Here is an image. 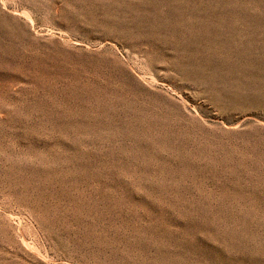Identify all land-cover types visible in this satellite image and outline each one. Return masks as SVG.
Masks as SVG:
<instances>
[{
  "label": "rangeland",
  "instance_id": "374dc122",
  "mask_svg": "<svg viewBox=\"0 0 264 264\" xmlns=\"http://www.w3.org/2000/svg\"><path fill=\"white\" fill-rule=\"evenodd\" d=\"M0 264H264V0H0Z\"/></svg>",
  "mask_w": 264,
  "mask_h": 264
}]
</instances>
